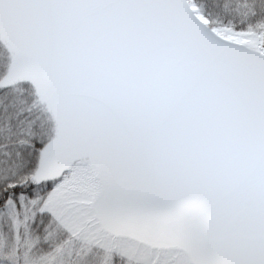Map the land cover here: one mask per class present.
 I'll return each instance as SVG.
<instances>
[{"label": "snow or ice", "instance_id": "snow-or-ice-1", "mask_svg": "<svg viewBox=\"0 0 264 264\" xmlns=\"http://www.w3.org/2000/svg\"><path fill=\"white\" fill-rule=\"evenodd\" d=\"M0 264H264V0H0Z\"/></svg>", "mask_w": 264, "mask_h": 264}]
</instances>
